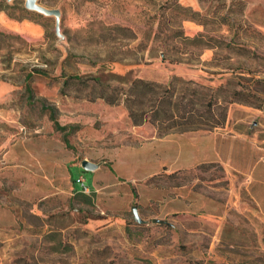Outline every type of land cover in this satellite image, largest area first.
<instances>
[{
	"label": "rangeland",
	"instance_id": "obj_1",
	"mask_svg": "<svg viewBox=\"0 0 264 264\" xmlns=\"http://www.w3.org/2000/svg\"><path fill=\"white\" fill-rule=\"evenodd\" d=\"M24 2L0 0V264H264V0H36L58 19ZM109 72L248 102L221 128L158 135L62 86Z\"/></svg>",
	"mask_w": 264,
	"mask_h": 264
},
{
	"label": "trees",
	"instance_id": "obj_2",
	"mask_svg": "<svg viewBox=\"0 0 264 264\" xmlns=\"http://www.w3.org/2000/svg\"><path fill=\"white\" fill-rule=\"evenodd\" d=\"M116 29L127 31L119 27ZM168 36L180 38L181 33L171 31ZM181 40L195 50L221 48L220 45L216 46L209 41H204L202 35L190 39L181 36ZM222 48L229 49V46L223 45ZM167 49L177 51L176 47ZM163 50L165 51V49ZM235 50L239 53L243 51L240 48ZM34 73L47 76V73L41 69H35ZM31 76L32 73L27 74L25 79L28 80ZM107 78L115 83H109ZM69 80H74V85L77 87L88 88L89 95L87 98L89 99L100 98L108 104L124 105L128 118L133 125L148 123L155 128L158 135L221 128L226 120L227 106L233 102H248L249 96L244 91V87L239 90H227L223 86L211 88L176 78H172L162 85L140 78L130 79L128 74L118 75L111 72L107 73L105 78L103 75L84 78L79 76L67 77L62 86H68ZM26 91L28 98H31L29 86H26ZM41 109L49 112V117L57 130L66 129V127H60L54 120L53 109L45 107L43 104ZM66 136L67 134L64 135L63 140L67 145ZM72 181L75 193L83 198L82 202L91 204L90 197L82 195L84 188L88 190V187L77 178H72Z\"/></svg>",
	"mask_w": 264,
	"mask_h": 264
},
{
	"label": "water",
	"instance_id": "obj_3",
	"mask_svg": "<svg viewBox=\"0 0 264 264\" xmlns=\"http://www.w3.org/2000/svg\"><path fill=\"white\" fill-rule=\"evenodd\" d=\"M24 1H25L24 6L26 9L38 12V13L45 15V16H54L55 19H58V12L56 10L45 9V8L39 6L36 3V0H24ZM80 167L84 171L93 172L94 170H96L99 167V164H94L88 160H82L80 163ZM131 213H132L134 222H136L138 224H145L146 223L145 221L140 219L135 206H133L131 208ZM152 222L153 223H161L162 221L152 220Z\"/></svg>",
	"mask_w": 264,
	"mask_h": 264
},
{
	"label": "built area",
	"instance_id": "obj_4",
	"mask_svg": "<svg viewBox=\"0 0 264 264\" xmlns=\"http://www.w3.org/2000/svg\"><path fill=\"white\" fill-rule=\"evenodd\" d=\"M82 183V182H81ZM87 189L86 188H84V191H86Z\"/></svg>",
	"mask_w": 264,
	"mask_h": 264
}]
</instances>
